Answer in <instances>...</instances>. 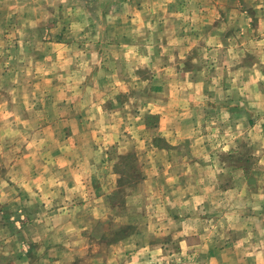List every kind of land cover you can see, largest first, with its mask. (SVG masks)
Instances as JSON below:
<instances>
[{"label":"crops","instance_id":"crops-1","mask_svg":"<svg viewBox=\"0 0 264 264\" xmlns=\"http://www.w3.org/2000/svg\"><path fill=\"white\" fill-rule=\"evenodd\" d=\"M78 3L82 12L71 28L80 44L47 42L53 57L58 51L82 55L54 78L67 92L57 108L51 103L42 115L29 111L47 119L41 124L46 133L59 129L49 140L55 146L46 147L54 148L50 162L62 172L57 182L73 198H84L83 213L105 219L112 210L105 199L122 187L118 166L134 155L141 175L125 187V203L157 195L142 215L151 218V234L171 238L143 243L127 264L168 261L172 243L181 251L174 261L264 264V0H123L102 13L95 1ZM154 4L177 5L189 30H165L169 18L152 14ZM44 5L47 12L53 0ZM198 23L205 27L196 32ZM194 41L209 52L205 72L178 55ZM215 54H231L233 61L216 63ZM230 86L238 89L234 101ZM240 107L238 123L231 119ZM44 202L48 211L53 204ZM127 205L120 216L130 219ZM63 206L50 209L51 221L30 228L65 239L61 230L89 227H79V214Z\"/></svg>","mask_w":264,"mask_h":264},{"label":"rangeland","instance_id":"rangeland-1","mask_svg":"<svg viewBox=\"0 0 264 264\" xmlns=\"http://www.w3.org/2000/svg\"><path fill=\"white\" fill-rule=\"evenodd\" d=\"M19 1L0 0V264H127V260L140 250L143 243L149 240L164 242L171 238L151 234V225L146 223L151 218L147 217L144 221L142 215L145 204L150 207L157 195L135 197L130 206L125 203V187H131L140 180V166L135 156L130 154L122 159V164L118 166L122 187L105 199L106 204L112 206L111 212L105 219L96 220L93 214L83 213L81 206L85 203L84 198H73L62 183L57 182L62 172L60 167L50 162L54 148L46 147L55 146L49 140L51 135L58 137L55 132L59 129L51 128L46 133V129L41 126L42 121L47 120L43 119L41 111L47 105L52 107L53 103L57 108L61 94L68 89L56 85L54 78L61 77L68 65L78 64L76 60L82 57L77 50L66 55L58 51V58L53 57L52 46L47 42L65 39L73 41L75 46L80 44L82 39L71 28V20L81 15L82 6L79 0H53L54 5L45 12L44 3L49 0H21L22 4ZM89 1H95L97 4L92 5L102 13L110 8L111 2L118 7L117 3L123 0ZM31 3L35 4L31 6ZM178 8L177 5L154 4L150 10L152 14H165L169 18L165 20V30H189L187 19L180 16ZM32 9H35L37 18L33 19ZM204 27V23L203 26L198 23L195 31L199 32ZM233 30L235 28L230 31ZM194 43L197 45L192 50L183 53V48L178 55L186 57L187 66L192 65L200 72H205L210 63L205 61V53L209 52L203 53L204 47L198 45V41ZM171 51L173 53L175 50ZM61 56L66 57L61 60ZM211 57L216 63H221V57L225 61H233L231 54H215ZM211 73L215 74V71ZM75 89L77 87L71 91ZM132 91L133 95L141 94L140 87ZM229 93L231 101H234L236 97L232 96L238 94L237 87L230 86ZM229 105L231 109L236 107L232 103ZM31 110L41 115H30ZM241 119L240 107L233 113L231 120L240 123ZM91 195L93 199V193ZM44 201L53 204L50 207L52 211L68 203L71 210L79 214V227H89L85 230H61L65 236L63 239L62 234H53L50 230L36 226L39 220L53 219ZM126 205L133 210L130 219L125 218V214L120 216ZM72 214L75 216V213ZM32 222L36 225L30 228ZM215 230L211 231L217 242L218 233L215 234ZM196 232L200 235V231ZM179 250L180 246L172 243L165 251L168 261L155 262L154 259L150 264H195L188 257L183 261H174L178 254L181 255Z\"/></svg>","mask_w":264,"mask_h":264}]
</instances>
